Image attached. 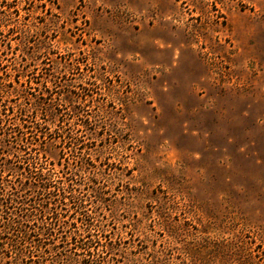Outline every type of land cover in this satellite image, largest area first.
<instances>
[{
  "label": "rangeland",
  "instance_id": "374dc122",
  "mask_svg": "<svg viewBox=\"0 0 264 264\" xmlns=\"http://www.w3.org/2000/svg\"><path fill=\"white\" fill-rule=\"evenodd\" d=\"M31 157L52 239L57 196L1 207ZM89 228L86 264H264V0H0V264Z\"/></svg>",
  "mask_w": 264,
  "mask_h": 264
},
{
  "label": "trees",
  "instance_id": "16d2710c",
  "mask_svg": "<svg viewBox=\"0 0 264 264\" xmlns=\"http://www.w3.org/2000/svg\"><path fill=\"white\" fill-rule=\"evenodd\" d=\"M25 111L24 109H20L21 114H24ZM32 158V157H31ZM25 158L24 161L26 163V166L24 165V167H20L24 170H27L29 172V174L25 175L24 180L20 179L18 180V182H20V185L17 186L18 184H15V181L13 182V184L11 185V190L12 192L7 193L6 194V198L7 199L5 202H3L4 199H2L1 202V207H6L9 208V205H12L13 203H20V205H24L25 203V199L22 198L21 193L23 192V194H25V198H29V201H32L33 204H36V200L33 198V196L31 197V193L30 192H37V195H42V196H46L49 195V198H46V200L43 201H50L53 195L57 196V198L59 199L58 204H56L53 207H49L48 205H41L39 206H34L35 207V211H37V214H39L41 220L39 221V223L36 225V227L40 228L41 232L43 234H46L48 236V238L52 239L56 234H58L59 230L61 228L60 226V221H61V215H63V210L64 207V200L66 198V194L67 192H72L74 191V189H72V183H66L63 184L61 187L57 186L56 183L59 182V179H50L48 178L47 181L42 180L43 183H41V180L39 179L38 175L41 176H46L47 173L46 171H43L44 167L41 166H36L37 161L36 158H32L33 161H30L29 159ZM39 160V159H37ZM12 162V161H9ZM34 168H38L37 170H33ZM49 171V170H47ZM24 171H21L20 174H22L24 176ZM19 178V177H18ZM39 180H38V179ZM56 182V183H54ZM2 184V183H1ZM3 189V188H2ZM36 195V196H37ZM43 204V203H42ZM4 205V206H3ZM29 216V214L27 215ZM29 218V217H28ZM29 220V219H28ZM14 221H11V223H13ZM89 224V226H92L94 223L88 221L87 222ZM29 228V224L25 223L22 225H16V227H20L19 228V232L22 234L21 236L19 235L20 241H17V243L15 242L16 246L21 245L22 243H24L25 240H27V235L32 234L33 232H35V227H30V229H28L29 231L25 230V227ZM99 228V227H98ZM93 229L95 230V228L93 227ZM31 230V231H30ZM87 230V235L86 237H88V241H90L89 243L87 242H83V238L80 237H71V240H74V244H75V250L71 251L73 254L70 255H65V259L67 261H69L68 264H86L88 263L90 257L94 256V255H99L100 250L98 248V245L100 244V239H105L107 238V235H105V231L102 229H97L96 231L99 230L98 233H92L91 229H86ZM36 235V234H34ZM65 241H67L66 239L63 240L62 244H65ZM50 246L48 245V242L46 240H42L41 238H38V243L34 246V248H43L42 250L47 251L49 250ZM114 248V246H110V245H106L102 250V252H104L105 250L111 252L112 249ZM105 249V250H104ZM76 250H80L83 251L85 254V257H83L82 259H78V257H74V255H77L78 253H76ZM106 252V251H105ZM88 256V257H86ZM64 258H62L60 261H63Z\"/></svg>",
  "mask_w": 264,
  "mask_h": 264
}]
</instances>
